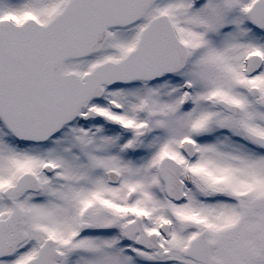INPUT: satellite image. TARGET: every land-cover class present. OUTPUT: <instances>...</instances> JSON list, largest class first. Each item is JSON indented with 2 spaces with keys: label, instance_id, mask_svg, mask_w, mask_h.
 I'll list each match as a JSON object with an SVG mask.
<instances>
[{
  "label": "snow or ice",
  "instance_id": "1",
  "mask_svg": "<svg viewBox=\"0 0 264 264\" xmlns=\"http://www.w3.org/2000/svg\"><path fill=\"white\" fill-rule=\"evenodd\" d=\"M0 264H264V0H0Z\"/></svg>",
  "mask_w": 264,
  "mask_h": 264
}]
</instances>
